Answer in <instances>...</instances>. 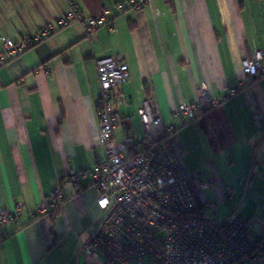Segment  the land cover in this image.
Instances as JSON below:
<instances>
[{
	"label": "crops",
	"instance_id": "1",
	"mask_svg": "<svg viewBox=\"0 0 264 264\" xmlns=\"http://www.w3.org/2000/svg\"><path fill=\"white\" fill-rule=\"evenodd\" d=\"M86 17L111 6L114 27L88 38L72 23L0 67V209L22 214L0 222V264H106L83 247L102 220L90 172L104 158L99 140L100 87L96 61L121 56L129 79L115 109L128 132L143 134L137 110L149 100L158 138L180 103L198 100L204 82L212 96L244 87L167 137L183 165L200 214L229 222L249 219V238L264 247V76L242 73V59L264 52V0H74ZM122 3V8L117 3ZM67 9V0H0L3 40L20 41ZM123 127L114 131L121 141ZM70 169L80 176L69 180ZM212 183L201 187L208 180ZM62 185L54 217L36 215L39 202ZM226 185L233 187L227 194ZM208 203V205H205ZM256 262L264 264L257 249ZM125 264H154L150 259Z\"/></svg>",
	"mask_w": 264,
	"mask_h": 264
},
{
	"label": "built area",
	"instance_id": "2",
	"mask_svg": "<svg viewBox=\"0 0 264 264\" xmlns=\"http://www.w3.org/2000/svg\"><path fill=\"white\" fill-rule=\"evenodd\" d=\"M151 0H127L134 9H142ZM168 2L171 0H162ZM122 8V3H117ZM111 6H106L97 17H86L74 0H67L66 11L55 20L45 23L35 34L20 41L3 40L0 67L6 57L23 54L41 43L51 34L72 23L81 25L86 37L99 27L112 29ZM242 73L248 77L264 76V52L255 51L242 59ZM96 74L100 87L99 140L104 158L88 172L91 186L97 190V203L102 211L98 228L83 247L84 254L96 256L103 253L106 264H125L150 259L154 264H246L256 262L258 242L249 238L251 221L236 216L222 221L213 211L210 216L200 214L192 191L187 183L183 165L175 155L167 137L184 128L195 118L207 113L222 101L244 87L243 78L235 87L219 96L209 94L204 82L196 86L198 100L180 103L172 115L179 127L170 123L158 138L149 128L157 121L149 100L137 110L143 125V134L133 136L128 132L129 118L119 116L115 109L119 87L129 79V69L121 56H108L96 61ZM123 127L121 141H116L114 131ZM80 174L70 169L69 180L76 184ZM212 183H201L207 188ZM227 194L233 187L226 185ZM63 198L62 185L39 202L36 215L54 217ZM205 205H208L206 203ZM22 214L17 205L13 214L0 209V222L16 219Z\"/></svg>",
	"mask_w": 264,
	"mask_h": 264
}]
</instances>
